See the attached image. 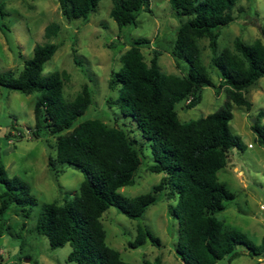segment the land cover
<instances>
[{"label":"trees","instance_id":"trees-1","mask_svg":"<svg viewBox=\"0 0 264 264\" xmlns=\"http://www.w3.org/2000/svg\"><path fill=\"white\" fill-rule=\"evenodd\" d=\"M111 1L109 15L118 27L135 24L139 12L150 5V0ZM168 1L179 19L169 54L175 61L184 60L187 71L181 75L162 72L158 66L161 52L157 50L146 62L141 47L149 46L151 41L138 37L120 54L121 66L110 81L118 91L115 102L122 114L137 124L141 136L149 143L153 162L148 170L164 173L150 192L134 197L118 192L133 183L142 161L141 150L126 130L97 118L75 124L92 104L88 86L67 100L63 96L66 72L41 74L45 62L58 48L56 43H37L18 73L13 70L0 73V86L26 95L37 93L31 135L39 138L44 132L56 137L55 155H49L47 161L52 174L57 177L62 167L68 165L84 175L78 192L69 199L41 205L34 226L52 248L68 243L71 251L67 259L77 264H134L123 260L119 251L106 243L101 216L114 206L130 218L142 217L162 192L167 198L177 199L169 212L177 220L175 252L182 264H216L225 256L231 259L237 246L257 258L264 255V241L254 244L245 233L226 227L215 216L225 208V201L236 196L218 180L217 171L227 166L232 149L245 148L239 136L231 132L229 122L233 118V105L252 107L246 91L264 76V44L259 38L247 43L236 36L231 47L218 50L217 29L235 19L232 10L238 0ZM97 5L98 0H59L61 13L68 20H87ZM0 15H4L2 3ZM0 30L8 39L9 28L4 23H0ZM59 31L60 25L51 22L45 26L44 36L56 37ZM260 33L264 36V28L260 27ZM203 39L211 51L217 83L202 62L199 42ZM204 87L214 88L216 94L224 89L225 104L195 120L180 121L176 103L190 99L185 102L186 107H194ZM263 116L259 112L250 127L264 147ZM0 183L4 187L0 193V216L14 204L28 217L29 209L25 206L36 204L29 183L19 176L9 177L1 162ZM147 242L160 245L146 226L139 225L128 245L136 248ZM144 264L164 263L157 256Z\"/></svg>","mask_w":264,"mask_h":264},{"label":"rangeland","instance_id":"rangeland-1","mask_svg":"<svg viewBox=\"0 0 264 264\" xmlns=\"http://www.w3.org/2000/svg\"><path fill=\"white\" fill-rule=\"evenodd\" d=\"M2 12L0 23L9 28V38L0 30V73L6 70L19 72L25 59L32 55L37 43L54 42L58 48L52 58L45 62L42 75L65 71L63 96L72 100L87 85L93 101L75 124L86 118L101 119L109 126L115 124L126 130L141 150L142 161L134 181L121 187L118 192L134 197L150 192L164 173L148 170L152 164L148 141L142 136L137 124L124 116L115 102L117 89L110 83L113 72L121 66L120 54L132 44L133 39L146 37L151 43L141 47L146 62L154 50L161 52L158 66L166 74L181 75L187 71V63L174 60L169 54L175 39L179 19L173 14L168 0H150V5L137 15L135 24L118 27L110 17L111 0H98L97 8L87 20L66 19L59 0H0ZM235 19L217 29L218 50L231 47L238 36L251 43L264 36V0H238L232 10ZM51 22L60 25L56 37L46 39L45 26ZM207 40L199 42L201 58L211 79L217 83V71L211 64V51ZM121 49V50H120ZM120 50V51H119ZM37 93L23 94L0 86V162L9 177L19 176L31 187L36 204L25 206L29 216L24 217L21 207L11 204L0 216V264H77L67 256L71 246L52 248L47 238L34 230L41 205L45 202L63 203L78 192L84 178L82 172L65 165L55 177L48 168V156L55 155L56 137L41 132L39 138L31 135L34 129L33 106ZM246 97L252 107L233 105V118L229 122L232 133L239 136L244 150L232 149L227 166L217 171L218 180L231 192L233 200L225 201V208L215 216L228 228L245 233L259 245L264 241V147L256 140L250 125L259 112L264 115V76L249 87ZM114 101L109 104L108 101ZM224 89L216 94L214 88L204 87L200 101L191 108L184 101L176 103L175 109L182 122L195 120L214 112L225 104ZM264 124V116L261 118ZM4 190L0 183V193ZM157 194V201L150 205L142 217L130 218L110 206L101 216L106 232V243L119 251L121 258L134 264H144L159 257L164 264H182L175 252L177 220L170 214L176 197L167 198ZM139 225L146 226L160 245L147 242L132 248L128 245ZM229 259L225 256L216 264H264L257 257L248 255L243 247Z\"/></svg>","mask_w":264,"mask_h":264},{"label":"crops","instance_id":"crops-1","mask_svg":"<svg viewBox=\"0 0 264 264\" xmlns=\"http://www.w3.org/2000/svg\"><path fill=\"white\" fill-rule=\"evenodd\" d=\"M249 255V254H248ZM258 262H263L264 261V255H262L261 257L257 258Z\"/></svg>","mask_w":264,"mask_h":264},{"label":"built area","instance_id":"built-area-1","mask_svg":"<svg viewBox=\"0 0 264 264\" xmlns=\"http://www.w3.org/2000/svg\"><path fill=\"white\" fill-rule=\"evenodd\" d=\"M190 99H187L185 102L188 103Z\"/></svg>","mask_w":264,"mask_h":264},{"label":"water","instance_id":"water-1","mask_svg":"<svg viewBox=\"0 0 264 264\" xmlns=\"http://www.w3.org/2000/svg\"><path fill=\"white\" fill-rule=\"evenodd\" d=\"M253 123H254V119H253Z\"/></svg>","mask_w":264,"mask_h":264}]
</instances>
